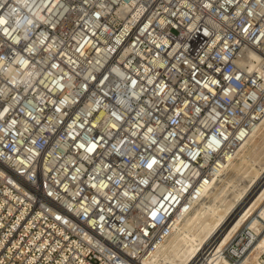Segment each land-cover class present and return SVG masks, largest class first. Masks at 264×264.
Here are the masks:
<instances>
[{
	"label": "built area",
	"instance_id": "1",
	"mask_svg": "<svg viewBox=\"0 0 264 264\" xmlns=\"http://www.w3.org/2000/svg\"><path fill=\"white\" fill-rule=\"evenodd\" d=\"M263 118L264 0H0V264H142Z\"/></svg>",
	"mask_w": 264,
	"mask_h": 264
},
{
	"label": "bare ground",
	"instance_id": "2",
	"mask_svg": "<svg viewBox=\"0 0 264 264\" xmlns=\"http://www.w3.org/2000/svg\"><path fill=\"white\" fill-rule=\"evenodd\" d=\"M248 56L257 59L254 54ZM262 157L264 118L237 154L222 165L220 174L203 189L202 198L194 203L192 211L175 217L172 234L159 242L142 264H189L208 247L213 254L207 258V264H232L222 254L228 242L244 226L252 234H258L264 226V175L255 168L263 165ZM236 174L243 176L242 184H237ZM244 201L247 203L242 206ZM262 255L264 233L241 264H264Z\"/></svg>",
	"mask_w": 264,
	"mask_h": 264
},
{
	"label": "rangeland",
	"instance_id": "3",
	"mask_svg": "<svg viewBox=\"0 0 264 264\" xmlns=\"http://www.w3.org/2000/svg\"><path fill=\"white\" fill-rule=\"evenodd\" d=\"M261 163L263 164V165H260V166H258V167H255L256 169H258V172H259V174L260 175H264V157H262V159H261ZM259 167H260V169H259ZM255 169V170H256ZM232 173V172H231ZM236 176H238L237 174L234 176V178H235V180H236V182H237V184H242L241 182H240V180L242 179V177L243 176H241V175H239L238 177H236ZM262 176H261V178H262ZM241 178V179H240ZM261 178H259L258 179V181L254 184V186H256V184L259 182V180L261 179ZM239 182V183H238ZM245 202V201H244ZM247 202H245V203H241V205L243 206V205H245Z\"/></svg>",
	"mask_w": 264,
	"mask_h": 264
}]
</instances>
